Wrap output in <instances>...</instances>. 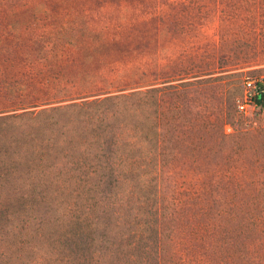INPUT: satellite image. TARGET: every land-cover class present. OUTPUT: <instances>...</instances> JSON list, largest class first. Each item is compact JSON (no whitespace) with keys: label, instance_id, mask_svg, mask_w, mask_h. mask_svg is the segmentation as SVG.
I'll list each match as a JSON object with an SVG mask.
<instances>
[{"label":"rangeland","instance_id":"374dc122","mask_svg":"<svg viewBox=\"0 0 264 264\" xmlns=\"http://www.w3.org/2000/svg\"><path fill=\"white\" fill-rule=\"evenodd\" d=\"M233 4L215 37L182 33L180 64L218 69L165 83L160 116L142 86L0 112V264H264V113L236 108L264 74V0Z\"/></svg>","mask_w":264,"mask_h":264},{"label":"trees","instance_id":"16d2710c","mask_svg":"<svg viewBox=\"0 0 264 264\" xmlns=\"http://www.w3.org/2000/svg\"><path fill=\"white\" fill-rule=\"evenodd\" d=\"M238 1L249 0H0V112L52 98L142 86L146 88L129 95L155 99L160 116L158 103L165 83L218 69L210 61L183 67L176 55L182 33L195 28L202 36L215 37L219 21L236 16L233 3ZM200 3L213 8H201ZM241 13L246 20L254 18V10ZM189 38L188 43L195 42ZM21 67L53 73L51 93L42 91L46 82L28 86L13 79Z\"/></svg>","mask_w":264,"mask_h":264},{"label":"built area","instance_id":"2783aa9c","mask_svg":"<svg viewBox=\"0 0 264 264\" xmlns=\"http://www.w3.org/2000/svg\"><path fill=\"white\" fill-rule=\"evenodd\" d=\"M236 98V108L243 116L255 118L264 113V74L246 76Z\"/></svg>","mask_w":264,"mask_h":264}]
</instances>
